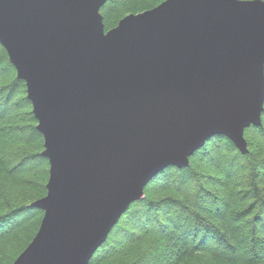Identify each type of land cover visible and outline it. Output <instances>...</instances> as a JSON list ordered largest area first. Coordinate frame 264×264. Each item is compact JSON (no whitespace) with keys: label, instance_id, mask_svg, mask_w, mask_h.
<instances>
[{"label":"water","instance_id":"1","mask_svg":"<svg viewBox=\"0 0 264 264\" xmlns=\"http://www.w3.org/2000/svg\"><path fill=\"white\" fill-rule=\"evenodd\" d=\"M109 0H0V46L43 138L37 233L12 264H88L147 184L261 125L264 2L165 0L104 31Z\"/></svg>","mask_w":264,"mask_h":264},{"label":"trees","instance_id":"2","mask_svg":"<svg viewBox=\"0 0 264 264\" xmlns=\"http://www.w3.org/2000/svg\"><path fill=\"white\" fill-rule=\"evenodd\" d=\"M163 1H107L100 9L104 31ZM1 79L6 81L0 83V264H12L40 225L43 212L30 204L46 195L49 165L25 84L0 46ZM250 131L264 149V122ZM263 149L257 156L242 155L227 138L212 137L187 168L169 167L147 184L144 198L131 204L88 264H264ZM206 165H218L215 170L225 179L239 176L233 168L242 170L243 188L237 182L234 194L221 196L223 181L202 172ZM234 201L244 207L226 217L223 210Z\"/></svg>","mask_w":264,"mask_h":264},{"label":"rangeland","instance_id":"3","mask_svg":"<svg viewBox=\"0 0 264 264\" xmlns=\"http://www.w3.org/2000/svg\"><path fill=\"white\" fill-rule=\"evenodd\" d=\"M241 1H254V0H241ZM261 1H263L264 2V0H261ZM158 6V5H157ZM156 7V6H155ZM153 9V8H152ZM149 10H151V9H149ZM146 11H148V10H146ZM144 12V11H143ZM101 13V12H100ZM140 13H142V12H140ZM138 14V13H137ZM128 15H130V14H128ZM127 16V15H126ZM126 16H124V17H126ZM123 17V18H124ZM122 18V19H123ZM121 20V19H120ZM119 20V21H120ZM118 21V22H119ZM107 24H110V23H107ZM118 24V23H117ZM116 24V25H117ZM110 25H113V23H111ZM116 27V26H115ZM114 28V27H113ZM7 78V77H6ZM5 78V79H6ZM5 79H1L2 81H0V83H2V82H5L6 80ZM24 83V82H23ZM25 90H26V87H25ZM22 91H18L17 92V96L19 97L20 96V93H21ZM17 97V98H18ZM16 98V99H17ZM27 98V97H26ZM32 107V106H31ZM263 108H264V105H263ZM26 111V110H25ZM18 114V113H17ZM264 110H263V113H262V115H261V125L260 126H250V127H255V128H261L262 127V125H263V122H264ZM37 122V121H36ZM36 126H37V124H36ZM250 127L248 128V129H246L245 131H244V139H245V141H246V144H247V154L248 153H253V155L254 156H257V154L259 153V152H262L261 150L263 149L262 148V143H260L258 140H257V134L256 133H253L252 131H250ZM235 147V146H234ZM264 150V149H263ZM238 151V150H237ZM247 154H245V155H247ZM259 154H261V153H259ZM258 154V155H259ZM202 163V162H201ZM189 164H190V162H189ZM223 165H222V163H221V167H222ZM236 166H238L239 167V165H237L236 164ZM217 167H218V165L217 166H213V168H210L209 169V167L206 165V166H203V169H201V167H200V169H201V171L202 172H204L206 175H211L212 177H214L215 179H220V180H222L223 181V186L221 187V196H228L229 194H234V192H236L237 191V182L239 183V185L242 187V185H241V183H245V174L244 175H242V170H238V168H233V169H236L238 172L236 173L237 175H239V176H237V177H235V178H233V179H225V178H223L222 176L220 177V174L215 170V169H217ZM224 168H226L225 166H223ZM214 169V170H213ZM222 169V168H221ZM48 170H49V167H48ZM242 175V176H241ZM47 182H48V180H47ZM228 185V186H227ZM240 188V187H239ZM243 188V187H242ZM241 188V189H242ZM241 189H239V190H241ZM28 196H30V194L28 195ZM235 198H236V196H235ZM32 204V203H31ZM30 204V205H31ZM233 205H234V207L233 208H230V209H227V210H223V214L226 216V217H231V216H234L235 214H236V212H238V211H240L243 207H244V203H237V202H233L232 203ZM206 206H208V204L206 205ZM43 217V216H42ZM42 220V219H41ZM41 222V221H40ZM221 225L222 226H224V224L221 222ZM39 228V227H38ZM124 228H126L127 230H129V229H131V228H133V227H131V226H128V225H125L124 226ZM37 231H38V229H37ZM37 231H36V233H37ZM35 233V234H36ZM131 233H134L135 234V237L136 238H139V237H142L143 235H141L140 233H135V232H131ZM35 236V235H34ZM34 238V237H33ZM32 238V239H33ZM126 238L125 237H123L122 236V241L124 242L123 244H126V242H127V239H126V241H124ZM32 241V240H31ZM30 241V242H31ZM119 245L117 244V247H118ZM122 249V248H121ZM120 249V250H121Z\"/></svg>","mask_w":264,"mask_h":264}]
</instances>
